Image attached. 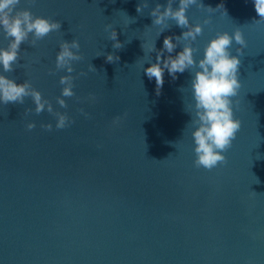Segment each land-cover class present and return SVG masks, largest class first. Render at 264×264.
I'll use <instances>...</instances> for the list:
<instances>
[{"label": "water", "instance_id": "95a60500", "mask_svg": "<svg viewBox=\"0 0 264 264\" xmlns=\"http://www.w3.org/2000/svg\"><path fill=\"white\" fill-rule=\"evenodd\" d=\"M167 2L147 0L142 12L137 5L145 0L17 6L61 27L36 46L31 37L23 41L4 74L29 80L72 122L56 128L55 115L36 113L31 97L0 104V264H264V19L252 0H200L203 6L188 9L190 21L203 24L193 42L197 59L217 32L240 30L247 41L243 54L231 45L241 60V87L231 98L241 127L224 150L226 161L209 170L194 163L192 70L176 79L165 71L159 94L144 71L156 52L145 59L143 40L156 39L160 49L165 36L175 41L187 30L171 19L158 37L155 26L146 29L151 10ZM75 38L81 59L73 61L75 95L65 97V108L56 98L68 73L55 59L60 42ZM8 43L0 30V46ZM182 47L177 42L171 55ZM108 53L120 59L109 62ZM47 123L51 130L42 127Z\"/></svg>", "mask_w": 264, "mask_h": 264}, {"label": "clouds", "instance_id": "9594fccd", "mask_svg": "<svg viewBox=\"0 0 264 264\" xmlns=\"http://www.w3.org/2000/svg\"><path fill=\"white\" fill-rule=\"evenodd\" d=\"M256 12L260 19H264V0H252ZM21 0H0V30L5 37L9 38L8 45L0 46V104L23 103L25 97H31L35 105V112L41 113L47 109L56 117L55 127L62 129L71 123V118L67 112L54 110L53 104L43 98L39 89L32 86L29 80L17 83L15 79L9 78L4 73L13 70L14 64L20 55V45L23 41L31 37L32 45L53 31H59L61 24L59 21L43 15H34L29 8L20 9L17 6ZM174 0H168L166 5L157 3L151 10L153 17L152 27L158 29L157 37L165 28L169 27V20H174L180 27H187L182 36H177L175 41L172 36H165L163 47L156 48L155 40H143L142 48L145 52V59L150 60L149 54L156 52V59L144 68L145 74L151 79H155L157 94L160 93L164 84L165 71L176 79L178 73L192 70L191 92L192 101L187 105V110L193 113L190 125H194L191 135L194 139L196 166L206 169H213L218 163L226 161L224 150L233 142L241 121L234 114L232 97L238 94L241 87L239 80V67L241 64L240 56L233 55L231 45L233 40L240 45L237 52L243 54V49L247 47V41L243 31L235 30L233 33L227 31L217 32L205 45L203 55L197 59V51L193 45L197 37L203 31V24L197 22L193 24L187 15L188 9L192 5H202L200 0H179L178 7H173ZM222 4L218 5L220 8ZM147 6L137 5V12H142ZM209 12L216 9L208 7ZM226 14V12H224ZM128 18V23L132 18L123 13ZM210 17H206L204 23H208ZM127 23V24H128ZM109 31V39L114 41L113 47L120 49L123 43L117 38V31L111 24L105 26ZM177 42H183L182 49L175 55H171L177 47ZM81 44L78 38L71 41L62 40L59 44V51L56 53V69H63L68 74L60 76V84L63 86L61 95L57 102L61 107H67L65 97L75 95L71 75L74 71L73 61L81 59L79 49ZM165 51L169 55L165 56ZM101 54V53H100ZM99 55V54H98ZM107 60L113 62L120 57L113 53L107 54ZM142 64L144 61L141 60ZM90 69H95L89 65ZM90 99L95 97L90 94ZM31 111L30 109H26ZM84 110L81 109V112ZM87 115V113H84ZM35 127L34 121L27 123V128ZM49 130L52 129L51 123L43 124Z\"/></svg>", "mask_w": 264, "mask_h": 264}]
</instances>
